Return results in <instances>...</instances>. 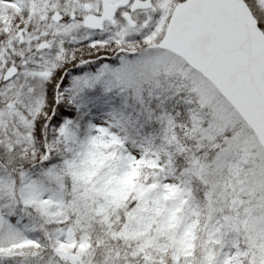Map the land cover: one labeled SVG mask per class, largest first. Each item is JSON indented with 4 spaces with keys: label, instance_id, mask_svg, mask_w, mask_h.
<instances>
[{
    "label": "snow or ice",
    "instance_id": "snow-or-ice-1",
    "mask_svg": "<svg viewBox=\"0 0 264 264\" xmlns=\"http://www.w3.org/2000/svg\"><path fill=\"white\" fill-rule=\"evenodd\" d=\"M0 264H264V0H0Z\"/></svg>",
    "mask_w": 264,
    "mask_h": 264
}]
</instances>
